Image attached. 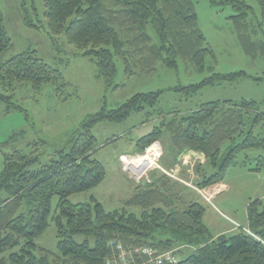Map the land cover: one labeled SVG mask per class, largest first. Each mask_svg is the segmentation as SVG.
<instances>
[{"label": "trees", "instance_id": "1", "mask_svg": "<svg viewBox=\"0 0 264 264\" xmlns=\"http://www.w3.org/2000/svg\"><path fill=\"white\" fill-rule=\"evenodd\" d=\"M194 1L42 0L44 21L37 18L34 5L27 10L25 4L21 5L22 21L29 29H44L54 45L63 37L78 56L92 61L97 78L110 85L116 61L122 62L127 78L151 75L158 66L177 69L179 60L191 64L200 74L205 72V58L214 56L198 26ZM252 1L260 13L257 27L264 30V0ZM234 2L224 0L223 4ZM239 5V15L228 20L235 26L242 50L251 59L264 58V39L249 33L253 27L252 8L241 2ZM10 48L0 9V104L7 111L21 110L7 94L16 84H28L34 90L44 84H63L61 73L38 58L35 51L3 60ZM237 78L249 77L244 72L213 74L198 84L170 91L193 95L206 86H219ZM163 93L136 94L117 109H102L86 116L48 164L40 165L42 142L31 143L27 154L17 149L3 154L0 264H105L118 255L110 243L120 244L135 264L146 260L144 249L157 254L176 250L179 256L183 247L193 249V253L176 264H264V198L247 204L246 229L216 238L203 222L205 208L197 201H184L182 185L162 173L158 179L150 178L149 184L137 186L136 193L123 201L120 210L107 211L94 197L90 203L69 202L71 195L101 184L105 169L94 155L119 140L114 138L98 146L92 127L99 122L120 123L132 113L154 108ZM155 117L158 125L135 141L136 152L142 153L154 142L161 143L165 135L176 157L186 152L202 155L213 173L207 176L199 167L197 188L223 184L228 169L237 164V155L248 150H260L251 170L264 172V113L255 101H216L196 105L185 117L179 111L157 112ZM151 150L155 155L156 147ZM35 165L39 167L34 169ZM54 197L57 203L52 212ZM133 208L140 209L141 214L130 212ZM50 223L56 231V253L36 244ZM79 235L87 238L78 243L74 237Z\"/></svg>", "mask_w": 264, "mask_h": 264}, {"label": "rangeland", "instance_id": "2", "mask_svg": "<svg viewBox=\"0 0 264 264\" xmlns=\"http://www.w3.org/2000/svg\"><path fill=\"white\" fill-rule=\"evenodd\" d=\"M214 1L215 5L211 4L210 0L194 1L198 26L214 56V58L211 56L205 58L206 69L203 74L198 73L191 64L179 60L177 69L158 66L156 72L151 75H135L127 78L122 62L116 61V74L112 83L106 85L97 78V71L92 61L87 57L78 56L76 50L69 46L63 37H60L57 45H54L44 29L34 30L24 25L21 5L25 4L27 10L34 5L37 9V18L44 21L42 0H0L4 25L11 41V48L3 55V60L23 52L35 51L38 58L61 73L63 81L62 85L44 84L40 90H34L28 84H16L15 89L7 93L12 97L13 105L20 107L21 110L7 111L6 106L0 104V172L4 166L3 154L10 153L14 149L27 154L31 143L42 142L40 165L48 164L55 150L63 147L67 136L78 129L86 116L102 109L106 111L117 109L136 94L164 91L154 108L145 106V110L132 113L123 122H99L91 129L98 146L114 138L119 140L102 147L94 155L105 169L101 184L88 192L73 194L68 200L71 204L90 203L91 197H94L105 210H120L123 208V201L130 198L139 185L129 180L122 171L119 157L122 154L141 156L153 144L148 145L142 153H137L135 143L132 147L131 141L146 136L154 126L158 125L155 117L157 112L179 111L185 117L188 110L194 109L199 104L216 101L239 102L245 99L255 101L259 110L264 113V58L251 59L244 54L235 26L228 20L231 16L239 15V8L242 7L239 5L240 2L246 4L252 8L250 22L253 27L249 29V33L263 40L264 30L257 27L259 8L252 0H234L232 4H223L224 0ZM149 33L153 36L151 31ZM238 72L246 73L249 78H237L219 86L217 84L213 87L206 86L193 95L170 91L198 84L213 74L225 75ZM0 91H2L1 87ZM165 142L167 136L164 135L161 143H154H159L162 151ZM225 148L226 146L222 150L224 151ZM171 151L173 148L169 145L166 158H171ZM128 152L132 153L126 154ZM151 153L152 150L150 155ZM259 154L260 150L257 149L238 154L237 164L228 169L223 180V185H226L227 189L217 185L210 188L215 190L216 194L212 193L209 201L203 197L195 200L205 208V223L214 230L211 231L213 234L223 232L227 227L235 230L227 233L228 237L237 233L241 228L237 223L245 226L248 222L246 204L264 198V172L251 170L254 167L253 159ZM243 161H246L247 165H242ZM38 167L35 165L34 169ZM153 170L159 171V169ZM202 171L207 176L213 173L208 166H204ZM174 175L177 177L176 174ZM210 189L205 190L210 191ZM56 203L57 198L54 197L51 204L52 212ZM129 211L137 216L141 214L138 208ZM232 220L235 223H232ZM236 226L238 229H235ZM85 238L87 237L79 235L75 236L74 240L81 243ZM88 239L93 244L92 239L90 237ZM36 244L38 248L56 253L57 239L53 224L50 223L46 231L36 240ZM192 250L191 248L179 250L182 251L179 256H176L177 251L174 250L173 254L180 260L191 255Z\"/></svg>", "mask_w": 264, "mask_h": 264}, {"label": "built area", "instance_id": "3", "mask_svg": "<svg viewBox=\"0 0 264 264\" xmlns=\"http://www.w3.org/2000/svg\"><path fill=\"white\" fill-rule=\"evenodd\" d=\"M156 146L157 154L151 156L149 158L150 164L146 165L144 169L139 170V166H137L138 161L143 160L148 156V154L151 152V149ZM161 146L159 143H153L151 146H149L143 155L141 156H129V155H121L119 157V163L121 165V169L124 173H126L129 180L134 182L137 185L142 184H149L150 183V172L153 169H159V171L166 175L167 177L179 181L177 177H175L174 171H164L162 170L159 165V159L161 157ZM177 176V175H176ZM195 191L200 195V197L206 199L209 201L212 196L211 194H216L215 190H205V189H197L194 188ZM212 191V192H211ZM209 193V194H208ZM238 227V226H237ZM109 247L114 248L118 255L115 258L106 260L105 264H135L130 255H128L123 247L120 244H113L110 243ZM142 255L146 258V260L141 264H176L178 262L177 258L173 254V251L157 254L151 249H144L142 251Z\"/></svg>", "mask_w": 264, "mask_h": 264}, {"label": "crops", "instance_id": "4", "mask_svg": "<svg viewBox=\"0 0 264 264\" xmlns=\"http://www.w3.org/2000/svg\"><path fill=\"white\" fill-rule=\"evenodd\" d=\"M134 143L135 141L132 140L131 141L132 147ZM168 149H169V143L165 142L164 149L162 147V156L159 160V167L164 171H174V173L177 175V178L179 179V183L182 185L181 195L184 201L188 202L191 200L195 201L198 198L200 199L201 197L197 195L198 193L195 192L194 188H197V184L200 181V168L202 169L205 166L204 157L194 152H186L180 155L179 157H176L175 153L171 151V155H170L171 158L170 157L166 158L165 157L166 150ZM130 153L132 152H128L126 154H130ZM160 177H161V172L158 170H153L150 173V178L158 179ZM190 183H193V184H190ZM220 186H222L223 189H227L226 185L220 184ZM135 193H136V190L132 194V196ZM246 207H247V204H246ZM232 221H233L232 223H235L234 220ZM203 222L205 226L209 229L210 233L212 234L214 238L219 237V236H227V233L235 232L234 228L231 229L230 227H227L225 228L223 232H218V233L216 232L215 234H213L211 231H214V230H211V228L205 223V215L203 217ZM237 224L239 225V227L243 229H246L248 226V222L245 226L239 223ZM235 229H238V227L236 226ZM184 248H187V247L180 248V250L183 251Z\"/></svg>", "mask_w": 264, "mask_h": 264}, {"label": "bare ground", "instance_id": "5", "mask_svg": "<svg viewBox=\"0 0 264 264\" xmlns=\"http://www.w3.org/2000/svg\"><path fill=\"white\" fill-rule=\"evenodd\" d=\"M154 147H156V146H154ZM156 154H157V152H156ZM151 156L152 155H150V153H149L146 158H144L143 160L138 161L137 166H139V170L144 169L146 165L150 164L149 158H151Z\"/></svg>", "mask_w": 264, "mask_h": 264}]
</instances>
